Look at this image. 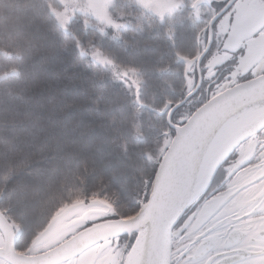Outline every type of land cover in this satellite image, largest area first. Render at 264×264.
I'll list each match as a JSON object with an SVG mask.
<instances>
[{
	"label": "trees",
	"instance_id": "obj_1",
	"mask_svg": "<svg viewBox=\"0 0 264 264\" xmlns=\"http://www.w3.org/2000/svg\"><path fill=\"white\" fill-rule=\"evenodd\" d=\"M51 3L0 0V209L25 241L73 202L98 199L117 216L137 212L167 128L148 108L178 101L177 51L196 48V25L185 20L167 31L125 5L138 30L113 39L81 15L61 29ZM90 47L138 73L134 93L81 53Z\"/></svg>",
	"mask_w": 264,
	"mask_h": 264
},
{
	"label": "flooded vegetation",
	"instance_id": "obj_2",
	"mask_svg": "<svg viewBox=\"0 0 264 264\" xmlns=\"http://www.w3.org/2000/svg\"><path fill=\"white\" fill-rule=\"evenodd\" d=\"M229 3H232V0H212L210 5L205 3L200 5L211 12L210 16L199 12L197 18L196 13L194 14L196 28L198 27L195 35L197 53L190 56L191 64L180 63L181 69L183 68L184 87L180 88V95L175 103L188 97L180 107L173 110L172 124L180 125L181 118L184 121L215 93L252 80L253 73H264V0H236L237 6L234 7L232 19L225 15L213 27L211 24L213 16H220ZM167 113L168 111L162 115L165 121ZM166 125L167 128L162 135L168 139L174 130L169 127L167 121ZM169 130L171 135H164ZM262 209H264V127L259 129L255 136L239 143L230 153L217 169L211 184L200 195V203L194 202L184 211L181 224L187 223L189 227L195 225L192 228V235L201 234L209 228L215 231L231 224L250 226L248 238L241 233H235V236L241 241V247L247 251L248 256L244 258L249 260V264H264V256L260 255L264 251ZM0 212L8 222L4 230L0 229V264H18L11 255L31 257L42 254L87 226L62 234L51 243L47 241L36 243L37 236L49 222L33 238L25 241L19 225L8 217L7 211L0 209ZM114 214L107 217H113ZM193 214H196L195 219H186ZM197 220L200 223H197ZM175 235L178 236L179 233L175 232ZM187 239V235L183 239L174 238L173 247H184ZM111 241L115 243L114 238ZM126 242L127 235H124L121 237L120 247L123 248ZM98 247L99 245H95L72 260L58 264H81L82 260H97L108 264L107 248L101 254H97L95 250ZM6 248H13L16 255L5 254Z\"/></svg>",
	"mask_w": 264,
	"mask_h": 264
},
{
	"label": "water",
	"instance_id": "obj_3",
	"mask_svg": "<svg viewBox=\"0 0 264 264\" xmlns=\"http://www.w3.org/2000/svg\"><path fill=\"white\" fill-rule=\"evenodd\" d=\"M211 2L212 0H199L197 6L204 3L210 5ZM180 60L188 63L189 59L181 58ZM250 81L252 80H249V83L243 82L238 84L239 86L225 89L222 91L223 95L218 96L214 101H209L208 98L185 118L180 127H174V125L179 124L169 122L168 114L180 107L188 96L175 104L166 103L160 110L148 108L159 116L168 111L166 121L169 127L174 130L171 138L165 139L169 143L162 145L161 154L151 178L153 183L148 187V193L156 190L164 172L170 167L172 168L173 184L183 186L193 173L198 177L205 156L210 153L214 155L219 150L218 137L222 135L225 128L231 131V139L226 151L223 152L221 159L213 169V176L239 143L255 136L256 132L264 127V92L258 87L259 81L256 84L250 83ZM177 105L179 106L177 107ZM193 142L200 145L202 150L192 152L191 145ZM173 164L175 167H172ZM208 186L201 185L200 195ZM181 198H186V196H176V199ZM188 207L184 208L183 213ZM113 214V208L108 203L98 199L75 202L55 214L47 227L37 236L36 243L44 241L51 243L62 234L87 226L42 254L31 257L11 255V257L18 264H58L72 260L78 254L95 245H99L95 250L96 253L101 254L106 250L108 242L114 238L112 233L119 224L116 219H108L107 216ZM7 225V219L0 212V229L4 230ZM4 251L5 254L16 255L13 248H6ZM13 260L9 259L10 262Z\"/></svg>",
	"mask_w": 264,
	"mask_h": 264
},
{
	"label": "snow or ice",
	"instance_id": "obj_4",
	"mask_svg": "<svg viewBox=\"0 0 264 264\" xmlns=\"http://www.w3.org/2000/svg\"><path fill=\"white\" fill-rule=\"evenodd\" d=\"M154 2L156 3V11L162 16L164 11L172 12L183 0H154ZM198 3L199 0H192L191 5L197 18H199ZM236 6V0H232V3L227 4L220 16L214 15L211 20L213 27L225 15L229 16L231 20ZM188 63L191 64L192 61L188 60ZM232 75L235 76V73ZM257 81H259L258 87L264 92V73H253L250 83L256 84ZM244 82L249 83V81ZM222 95L223 92L215 93L209 98V101H214ZM171 116L172 112H169L170 123ZM182 124L183 118H181V124L174 125V127H180ZM164 135L170 136L171 130ZM230 139L231 131L225 128L222 135L218 137L219 150L214 155L210 153L205 156L198 177L193 173L183 186L173 184L172 168L170 167L164 172L156 190L151 193L146 191L143 201L137 202V212L123 216L114 214L113 217L108 218L119 221L112 233L115 243L108 242V264H249V260L244 258L248 256V253L245 248L241 247V241L235 236V233H241L248 238L251 232L250 226L231 224L229 226L231 231H229V227L217 228L215 231L209 228L201 234L192 235V228L195 225L189 227L187 223L181 224L184 208L193 202L200 203L201 185L211 184L213 169L221 159L223 152L226 151ZM164 143L168 144L169 141L165 140ZM197 150H202L201 146L193 142L191 151L196 152ZM172 167L175 165L173 164ZM152 183V180L147 182L149 187ZM177 195L186 196V198L176 199ZM262 213H264V209H262ZM195 218L196 214H193L186 219ZM262 219H264V215H262ZM197 223L200 221L197 220ZM174 230L179 233L178 236L175 235ZM125 234L127 235V242L121 248L120 240ZM185 235L188 236V239L184 247L174 248V238L183 239ZM260 255L264 256V251ZM81 264H104V262L82 260Z\"/></svg>",
	"mask_w": 264,
	"mask_h": 264
},
{
	"label": "rangeland",
	"instance_id": "obj_5",
	"mask_svg": "<svg viewBox=\"0 0 264 264\" xmlns=\"http://www.w3.org/2000/svg\"><path fill=\"white\" fill-rule=\"evenodd\" d=\"M125 5L137 6L145 14L152 15L161 23H167V31H171V26H174L175 22L177 21L183 20L182 22H184L185 20L188 23L196 25V17L194 15L195 10L191 6L192 0H183V2L172 12L164 11L162 16L156 11V3L154 2V0H144V2H141V0H56V4L51 3L50 11L54 14L58 25L63 30L67 28L68 23L75 15H81L85 17L84 21L88 24L92 22L87 21V18L95 21L94 23L97 24H95L94 26H96L102 34L110 33V36L113 39H119L120 34L127 29L138 30L137 26H133L132 23H130L129 19L132 18V15L130 13H127V10H125L127 9V7ZM197 8L199 12L207 13L210 16L211 12L208 11L205 6L198 5ZM80 51L84 55L88 56L103 70L107 71L112 80L122 83L127 89L131 90V93H134L133 91H135L140 86L141 81L139 80V77L137 75L138 73H136L134 70L118 66L112 59V57L104 54L98 48L90 47L88 49H81ZM177 53L178 54L176 55V62L184 63L180 59H189L191 53H193L192 56H194L197 53V50L195 48L193 51L191 50V52H184L183 48L180 46ZM179 67L181 78H183V68L181 69V66ZM160 72L162 74H165L167 72V69L160 70ZM182 87H184V84H181L180 88ZM165 130L166 129H164V131ZM164 139L165 137L163 136L162 145ZM162 145L160 146V150L157 153V157H160ZM150 158L152 162L155 161V157ZM69 205H65L62 208L58 209L53 214L52 218L59 210Z\"/></svg>",
	"mask_w": 264,
	"mask_h": 264
}]
</instances>
